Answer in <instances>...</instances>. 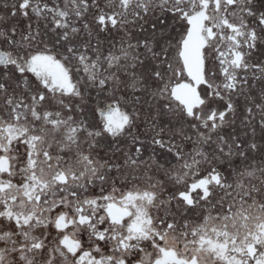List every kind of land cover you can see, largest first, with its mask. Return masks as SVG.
I'll list each match as a JSON object with an SVG mask.
<instances>
[{"label":"snow or ice","instance_id":"1","mask_svg":"<svg viewBox=\"0 0 264 264\" xmlns=\"http://www.w3.org/2000/svg\"><path fill=\"white\" fill-rule=\"evenodd\" d=\"M0 264H264V0H0Z\"/></svg>","mask_w":264,"mask_h":264}]
</instances>
